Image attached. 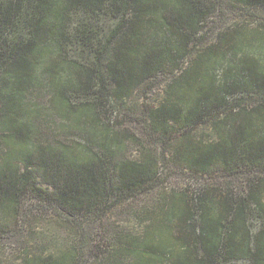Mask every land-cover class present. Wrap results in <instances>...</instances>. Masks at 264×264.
Returning a JSON list of instances; mask_svg holds the SVG:
<instances>
[{
  "label": "trees",
  "instance_id": "trees-1",
  "mask_svg": "<svg viewBox=\"0 0 264 264\" xmlns=\"http://www.w3.org/2000/svg\"><path fill=\"white\" fill-rule=\"evenodd\" d=\"M260 6L264 0H0V264H264V25L244 30L221 59H187L220 9ZM109 12L119 20L103 32ZM74 14L82 16L74 22ZM69 36L92 50L89 62L68 57ZM167 71L159 103H143L149 137L126 116L105 113ZM204 122L210 132L198 135ZM170 167L191 180L164 186ZM217 171L247 175V193L223 191L219 205L225 186L201 181ZM26 198L36 203L24 211ZM140 199L136 226H124L117 209ZM250 216L260 219L257 229ZM22 221L25 236L9 237Z\"/></svg>",
  "mask_w": 264,
  "mask_h": 264
},
{
  "label": "rangeland",
  "instance_id": "rangeland-1",
  "mask_svg": "<svg viewBox=\"0 0 264 264\" xmlns=\"http://www.w3.org/2000/svg\"><path fill=\"white\" fill-rule=\"evenodd\" d=\"M80 13H82L83 15L88 14L84 11ZM82 14H74V19L72 21L76 22L77 19L82 16ZM124 17L125 19H129L131 17V12L127 13ZM118 20L119 18H117V15L115 13L109 12V15H106L100 21V25L104 28L103 32H105V30L107 32H110V30L117 24ZM263 22L264 7L260 6L256 7V9L244 7L243 9L233 8L229 10L223 7V9H220L212 17L206 20L202 29V37L200 39L193 38L192 44L190 45L191 53L188 55L187 59H189L190 64H195L196 60L199 59L197 57H199V54L202 53L203 57L209 59V61H206L207 63H209L211 60V56H209L210 52L212 53V55H215V58L221 59L225 49H232L234 45L239 44L238 42H241V40L245 38L243 35L244 30L245 33H247L246 36L251 35L252 33H250L249 31L252 29L254 30L259 25H264L262 24ZM227 29L228 33H226V36L222 37V40H224V42L226 43L221 44V34ZM75 41L76 40L74 39V37L69 36L68 44L66 45L68 57L73 59H80L86 63L89 62L92 50L89 49L87 51H83ZM219 42L220 44L214 47V44ZM114 44L115 39H112L108 44L109 49L102 54V63H107V61H109V59L111 58ZM240 44L245 48L248 47L247 45H244V43ZM201 69H203V67ZM172 76V73H169L167 71L162 74L160 73L153 79H149L147 83L139 86V88L134 91L135 94L131 98L125 100L126 102L124 104H120L119 102L110 103L109 106L106 104L105 113L111 112V116H116V113H120V119L125 118L126 116V118L129 119V122L127 124L131 125L143 139H146V136L149 137L147 124L148 122L145 120V109L147 106L143 105V103H147L148 105L158 104L160 97L164 95L167 83ZM37 95L38 98L43 101H46V98H48V96H46L44 92H39L37 93ZM43 130L44 132L49 133V136H52V138H57L66 142L70 140L69 135H66L65 133L57 132L56 134H54L50 132V129L46 130L43 128ZM197 131L198 135L202 132L209 133V123L204 122L200 124L197 128ZM136 149L137 147L135 146L131 147V151L133 154L136 153ZM165 173H168V177L165 178L166 184L164 186H169L173 189L175 188L174 186L181 185L184 182L191 180V177L188 174L174 167H170ZM201 181L205 183L209 181L211 183L218 182L222 183L225 186L219 187L220 191L222 192H219L216 196L218 198L217 202L221 206L223 205V202L225 200L223 194L225 192L223 191L231 192L234 197H240L241 195L246 194L248 189L250 188L249 179L247 178V175L242 172L236 175H231L223 171H217L216 173L211 175H204ZM199 188L202 191L203 187ZM159 189L156 191H159ZM156 191L149 194L148 200L150 201V203L156 202ZM143 201L144 200L142 199L138 200L134 204V206L131 207V209L127 206L118 208L116 211V215L120 223H122L124 226H136V219L137 217H139V212L142 210L141 207L145 203ZM31 203L36 202L32 199L26 198L25 207H23V210L26 211L28 205L32 207ZM50 210L52 209H48L47 211ZM249 221L253 229H257L260 225V219L258 217L250 216ZM92 222L93 221H87V226L91 228ZM85 226L86 225H84V231H87L88 227L86 226L85 228ZM27 227L28 225L25 221H22V223L20 222L19 229L12 231L9 237H17V239L24 237L25 233L27 232ZM13 242H15V240L11 241L12 245L14 246ZM240 262L243 264H248L246 261Z\"/></svg>",
  "mask_w": 264,
  "mask_h": 264
}]
</instances>
